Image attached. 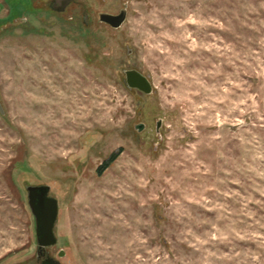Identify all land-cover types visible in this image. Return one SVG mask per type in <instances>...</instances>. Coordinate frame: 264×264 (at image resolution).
I'll use <instances>...</instances> for the list:
<instances>
[{
  "label": "rangeland",
  "instance_id": "374dc122",
  "mask_svg": "<svg viewBox=\"0 0 264 264\" xmlns=\"http://www.w3.org/2000/svg\"><path fill=\"white\" fill-rule=\"evenodd\" d=\"M50 2L0 0V264L37 184L62 264H264V0Z\"/></svg>",
  "mask_w": 264,
  "mask_h": 264
},
{
  "label": "water",
  "instance_id": "95a60500",
  "mask_svg": "<svg viewBox=\"0 0 264 264\" xmlns=\"http://www.w3.org/2000/svg\"><path fill=\"white\" fill-rule=\"evenodd\" d=\"M69 0H61L58 11H62ZM125 18V9L116 14L98 13V21L112 28L118 27ZM85 19V18H84ZM124 84L128 89H135L143 94L151 91L148 78L136 69L123 70ZM26 204L34 220V237L37 247H49L55 243L54 223L57 215L56 199L47 195L46 184L25 186Z\"/></svg>",
  "mask_w": 264,
  "mask_h": 264
},
{
  "label": "flooded vegetation",
  "instance_id": "af4514ba",
  "mask_svg": "<svg viewBox=\"0 0 264 264\" xmlns=\"http://www.w3.org/2000/svg\"><path fill=\"white\" fill-rule=\"evenodd\" d=\"M69 2L65 5V7L69 4ZM60 4H61V0H51V2L49 3V8L51 10L58 11ZM65 7L63 8V10L65 9ZM47 195H48V192H47ZM45 249L46 247L36 248V258H35L36 264H62L60 261L49 256ZM56 256L58 258L63 256V251L57 250Z\"/></svg>",
  "mask_w": 264,
  "mask_h": 264
},
{
  "label": "trees",
  "instance_id": "16d2710c",
  "mask_svg": "<svg viewBox=\"0 0 264 264\" xmlns=\"http://www.w3.org/2000/svg\"><path fill=\"white\" fill-rule=\"evenodd\" d=\"M113 159V155H110L109 157H108V159L105 161V162H103V164L102 165H100L99 167H98V172L103 168V167H105L106 165H107V163L108 162H110L111 160Z\"/></svg>",
  "mask_w": 264,
  "mask_h": 264
}]
</instances>
